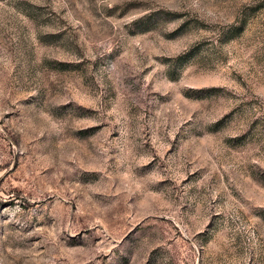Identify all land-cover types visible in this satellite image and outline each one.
Returning a JSON list of instances; mask_svg holds the SVG:
<instances>
[{
  "label": "rangeland",
  "instance_id": "374dc122",
  "mask_svg": "<svg viewBox=\"0 0 264 264\" xmlns=\"http://www.w3.org/2000/svg\"><path fill=\"white\" fill-rule=\"evenodd\" d=\"M0 264H264V0H0Z\"/></svg>",
  "mask_w": 264,
  "mask_h": 264
}]
</instances>
